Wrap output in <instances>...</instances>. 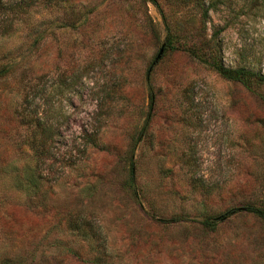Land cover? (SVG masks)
<instances>
[{
	"label": "rangeland",
	"instance_id": "1",
	"mask_svg": "<svg viewBox=\"0 0 264 264\" xmlns=\"http://www.w3.org/2000/svg\"><path fill=\"white\" fill-rule=\"evenodd\" d=\"M194 43L264 77V0H0V264H264V81Z\"/></svg>",
	"mask_w": 264,
	"mask_h": 264
},
{
	"label": "trees",
	"instance_id": "2",
	"mask_svg": "<svg viewBox=\"0 0 264 264\" xmlns=\"http://www.w3.org/2000/svg\"><path fill=\"white\" fill-rule=\"evenodd\" d=\"M208 14V10H204L203 15L207 16ZM169 44L171 48L175 49V45L174 44V40H170ZM207 46L205 45H199L198 43H194L188 46L183 47L182 50L186 51L188 54H190L192 57L196 58L197 60L206 63L209 65L210 68H212L213 70H215L216 72H218L223 78L227 79V80H231L234 82H241L244 84H248L249 81L251 79H255L258 81H264V77L261 76L260 74H256L250 70H244V69H236V70H230L225 68L224 66H222L219 62H217V59L214 60H208L206 59V56L204 55L205 51H206ZM153 101V100H151ZM89 143L94 142L93 139H91V137H89ZM48 143V139L46 138H42V140H40V148H42V151H44L43 149H46ZM42 154V152H41ZM46 161V160H45ZM248 210L252 213H254L256 216H258L259 218H261L264 221V206L263 208H254L252 206L248 207ZM231 215L230 212H226L224 215H222L220 218H218V220L215 223L209 224V226L215 227L217 226V223L222 222L223 220H225L227 217H229Z\"/></svg>",
	"mask_w": 264,
	"mask_h": 264
},
{
	"label": "water",
	"instance_id": "3",
	"mask_svg": "<svg viewBox=\"0 0 264 264\" xmlns=\"http://www.w3.org/2000/svg\"><path fill=\"white\" fill-rule=\"evenodd\" d=\"M163 52H164V49L162 48L161 51L159 52L158 56L156 57L155 61H159L161 59Z\"/></svg>",
	"mask_w": 264,
	"mask_h": 264
}]
</instances>
